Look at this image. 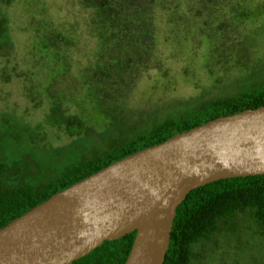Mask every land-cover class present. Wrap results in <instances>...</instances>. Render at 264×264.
I'll return each instance as SVG.
<instances>
[{
    "label": "rangeland",
    "instance_id": "rangeland-1",
    "mask_svg": "<svg viewBox=\"0 0 264 264\" xmlns=\"http://www.w3.org/2000/svg\"><path fill=\"white\" fill-rule=\"evenodd\" d=\"M98 1L0 0V130L12 154L30 151L54 171L80 151L102 150L117 136L264 80V0H106L141 37L129 64L109 77L97 67L119 54L99 49L90 30ZM56 31L70 39L67 67L45 79L34 40ZM70 117L81 122L79 133L64 131ZM244 215H236L234 232L200 240L190 264H264V234Z\"/></svg>",
    "mask_w": 264,
    "mask_h": 264
},
{
    "label": "water",
    "instance_id": "water-1",
    "mask_svg": "<svg viewBox=\"0 0 264 264\" xmlns=\"http://www.w3.org/2000/svg\"><path fill=\"white\" fill-rule=\"evenodd\" d=\"M264 174V105L218 116L70 184L0 227V264H70L134 231L123 264H162L192 189Z\"/></svg>",
    "mask_w": 264,
    "mask_h": 264
},
{
    "label": "trees",
    "instance_id": "trees-1",
    "mask_svg": "<svg viewBox=\"0 0 264 264\" xmlns=\"http://www.w3.org/2000/svg\"><path fill=\"white\" fill-rule=\"evenodd\" d=\"M84 4L92 6L86 1ZM92 10V22L95 25L90 30L96 38V45L101 50L115 47L119 54L117 58L109 57L110 63L99 64L97 67L98 72L109 77L110 70L116 68L123 71L129 64L131 43H139L141 37L137 31L128 27L119 17V11L106 0H99ZM1 22L0 20V38L6 41ZM57 32L52 35L41 34L34 40V53L38 57L42 56V60L34 62L45 67V79L61 75L67 67L64 50L70 39ZM57 41L61 43L58 47ZM121 62H124L123 66L120 65ZM82 100L88 101L84 98ZM83 102H76L75 105L81 106ZM260 105H264V80L257 85L247 86L236 94L212 98L177 117H165L143 131L125 137L117 136L102 150H92L88 155L80 151L78 157L54 171H51L50 165L37 163L29 154L30 151L21 155L14 152L12 154L9 149V133L4 128L5 130H0V227L51 194L128 154L215 117ZM84 106L86 104L81 107ZM86 110L80 111L86 114ZM92 115L95 113L87 115V119ZM63 125L68 134H76L82 130L81 122L73 121L71 117ZM46 169L50 171L46 172ZM239 213L246 214L244 217L254 223L259 233L264 234V174L220 179L190 190L176 207L162 264H190L196 256L194 246L214 232H234L235 217ZM133 237L134 231H131L115 240H104L70 264H123Z\"/></svg>",
    "mask_w": 264,
    "mask_h": 264
}]
</instances>
